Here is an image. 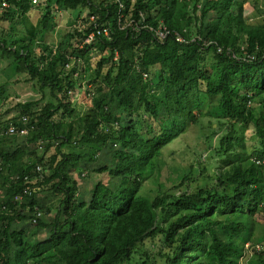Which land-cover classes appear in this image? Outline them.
<instances>
[{
    "label": "trees",
    "instance_id": "16d2710c",
    "mask_svg": "<svg viewBox=\"0 0 264 264\" xmlns=\"http://www.w3.org/2000/svg\"><path fill=\"white\" fill-rule=\"evenodd\" d=\"M7 1L0 57L48 99L17 103L10 119L26 116L28 134L0 135V264H241L249 251L264 264L261 238L239 243L264 212V17L244 13L264 0ZM33 6L24 41L15 26ZM57 10L75 24L55 43ZM160 26L164 39L150 29ZM84 85L90 105L77 115L69 97ZM204 103L194 162L164 176L165 148L199 125Z\"/></svg>",
    "mask_w": 264,
    "mask_h": 264
},
{
    "label": "rangeland",
    "instance_id": "374dc122",
    "mask_svg": "<svg viewBox=\"0 0 264 264\" xmlns=\"http://www.w3.org/2000/svg\"><path fill=\"white\" fill-rule=\"evenodd\" d=\"M264 6L260 1H256L253 4L244 5V13L246 19H252L253 16L256 19L264 17ZM40 10L38 7L32 8L28 16L24 19L22 23H18L15 26V31L18 36L27 41V31L31 30V26L36 23V20L39 16ZM55 18V25L53 31L49 33L46 40L55 43L59 42L63 37L64 33L69 31L72 26H74V18L70 15L68 10H57ZM258 17V18H257ZM4 24V23H0ZM7 28V27H6ZM82 63L79 62V67ZM38 84L35 80L29 79L28 74L26 73H16L15 63L12 62L11 58L0 57V114H4V118L11 117L12 115L18 114L20 110L17 103L26 102L29 100H39L37 106L43 105L47 99L48 94L47 90L44 92L45 98L40 99L43 93L39 91ZM87 85L76 88L69 97V101L76 108V114L82 115L90 105V91ZM91 90V89H90ZM254 104V102H252ZM252 105V104H251ZM206 104L202 106L201 110L202 117L199 121V125H189L186 130L182 131L177 138H175L164 150L163 161L165 166L163 169L164 176L169 177L174 175L176 172L180 173L183 169L187 168L190 163H193V156L190 154V151L193 148H198L200 143L205 141L203 133L200 131L199 127L207 126V118L204 116L206 110ZM207 132V131H204ZM246 148L247 152L251 153L256 147L254 138L250 135V132H246ZM215 169L214 165L209 167V171ZM88 174V172L86 173ZM92 176H95L93 174ZM94 178V177H93ZM78 182L82 180L78 178ZM200 182L201 177L199 178ZM92 180L82 181L81 185L84 187H89ZM146 187L152 188L154 185L149 181H146ZM249 220V232L245 234L243 241L239 243L244 245L248 241L257 242L258 239L264 241V212L255 213L251 217H248ZM249 239V240H248ZM264 244V243H263ZM252 254L255 252L249 251V253L244 254L240 259L241 264H249L250 259L255 260ZM257 255V254H256ZM255 255V256H256ZM264 255V251H263Z\"/></svg>",
    "mask_w": 264,
    "mask_h": 264
},
{
    "label": "built area",
    "instance_id": "2783aa9c",
    "mask_svg": "<svg viewBox=\"0 0 264 264\" xmlns=\"http://www.w3.org/2000/svg\"><path fill=\"white\" fill-rule=\"evenodd\" d=\"M38 2V0H32L33 4H36ZM9 6V3L7 0H1L0 1V9L6 8ZM120 6H122L120 4ZM132 20H130L127 24H130ZM89 22H95V17L94 15H91L89 18ZM126 24L122 25L121 27L123 28ZM96 33H103L105 35L108 34V31L106 28H98L97 25H95ZM152 30H154L155 35L160 37L161 39H164L167 34H168V30L165 26H160L157 29H153L150 28ZM94 39V32L90 33L86 38H85V42L90 43L92 40ZM178 40H183L182 37L178 36L177 37ZM218 50L220 51L221 48H218ZM12 117V116H11ZM33 129L32 125L27 124V117L26 116H22L21 117V123L20 124H16L13 120L10 119V117L4 118L3 121H0V135H13V134H17L20 138L23 137L24 135L28 134V132ZM36 170H40V166H36ZM25 179H27V176H25ZM31 189L30 188H24L23 189V194L19 193L17 195H15V200H17V202H19L20 204L24 203L25 201L23 200V196L25 194L30 195L31 194ZM35 208V216L33 217V222H35L36 218L39 217L41 215V211H39L37 209L36 206H33ZM29 207L28 205L25 206V210H28ZM246 248L249 247V243H245ZM254 249L256 250V252H260L262 250V245L257 243L254 246Z\"/></svg>",
    "mask_w": 264,
    "mask_h": 264
}]
</instances>
